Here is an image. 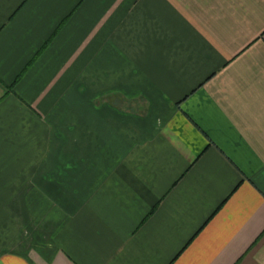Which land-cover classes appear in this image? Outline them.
Instances as JSON below:
<instances>
[{
	"label": "crops",
	"instance_id": "1",
	"mask_svg": "<svg viewBox=\"0 0 264 264\" xmlns=\"http://www.w3.org/2000/svg\"><path fill=\"white\" fill-rule=\"evenodd\" d=\"M0 264H264V0H0Z\"/></svg>",
	"mask_w": 264,
	"mask_h": 264
}]
</instances>
